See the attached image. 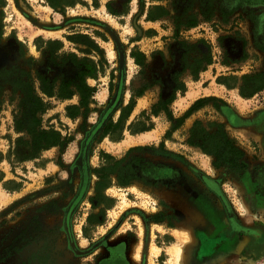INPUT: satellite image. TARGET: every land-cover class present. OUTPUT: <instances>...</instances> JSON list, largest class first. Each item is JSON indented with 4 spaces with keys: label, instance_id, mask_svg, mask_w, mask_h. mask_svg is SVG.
<instances>
[{
    "label": "rangeland",
    "instance_id": "1",
    "mask_svg": "<svg viewBox=\"0 0 264 264\" xmlns=\"http://www.w3.org/2000/svg\"><path fill=\"white\" fill-rule=\"evenodd\" d=\"M133 48L144 54L142 64L130 56ZM68 52L77 60H94L100 70L97 78H86L95 87L87 106L70 118L65 107L78 104V94L65 100L44 97L50 107L37 116L42 127L61 133V144L34 159L7 157L26 148L17 146L18 136L29 138L15 129L14 119L28 115L25 84L36 88L39 74L73 78L84 63L62 55ZM257 74L255 84L263 88L241 96V87L249 91L242 76ZM199 98L204 104L179 123ZM130 99L134 104L121 138H100ZM263 118L264 0H75L58 7L47 0H0V249L24 215L56 211L78 189L76 160L97 125L87 146V191L72 219L78 246L91 250L79 264H93L94 244L104 236L109 242L127 237L135 264H264V140L259 143L252 133ZM135 119L150 128L131 133L126 126ZM197 120L209 132L216 130L212 123L222 124L243 151L244 170L215 166L213 155L188 143ZM259 129L264 135V124ZM101 152L112 156L115 172L98 194L97 169L108 163ZM121 174L129 176L126 184L120 183ZM210 178L219 181L209 184L220 196L206 186L204 179ZM54 213L45 221L57 222ZM205 238L212 240L204 252Z\"/></svg>",
    "mask_w": 264,
    "mask_h": 264
},
{
    "label": "trees",
    "instance_id": "2",
    "mask_svg": "<svg viewBox=\"0 0 264 264\" xmlns=\"http://www.w3.org/2000/svg\"><path fill=\"white\" fill-rule=\"evenodd\" d=\"M47 2L53 6L58 7L63 4L71 5L75 2V0H47ZM112 11V10H111ZM163 13L160 14H148L147 19L148 20H155L162 16ZM196 22H192L189 25H195ZM49 43H55L60 44L61 42L57 40L48 41ZM58 46L55 48H52L50 50V54L53 55L57 50H59ZM62 55L69 56L72 58L73 62L76 64H80V62H83L84 65L81 68L80 66H77L76 75L73 78H50L48 76H42L41 74L38 75V86L34 88L30 83H26L25 86L27 87V90L25 91V96L23 97V101L27 102L28 104V115L27 119L28 122L25 124L24 117L25 115H22V118H17V116H14L15 119V129L17 131L24 130L28 135L29 138H26L25 135L18 136L16 138L17 146L22 145V149H15L13 152H9L7 154V157L10 155H15L18 161H23L27 159H34L37 158L40 155V152L42 150L48 149L50 147H53L55 145L61 144V133L56 130L53 127H42L40 118H38V114L40 112L45 111L47 108L50 107V102L45 101L44 97L47 98H57L59 100H65L70 99L73 97V95L78 94L80 97L78 104H68L65 107L66 115L70 118L76 117L78 114H80V109L82 107H86L89 101V98L93 95L95 91L94 86H90L86 82L87 77L91 78H97L98 73L100 70L97 68V64L94 60L83 56L79 60H77V56L74 53L68 52V53H62ZM130 56L134 59L135 63L142 64L144 54L140 51H138L136 48H133L130 52ZM206 63H211V56L208 55V57L205 59ZM62 70H65L63 67V64H61ZM74 66L70 68V71ZM65 73V72H63ZM193 75L196 78L197 77V69L193 71ZM257 75H243L242 78L245 80L247 84V88L249 91L244 90V87L240 89V94L243 97H250L258 90H261L263 88L262 84H255L258 80ZM233 78V76H231ZM236 78V77H234ZM226 80L225 77L218 78V81L221 83H224ZM235 85V83H234ZM229 87H233L229 86ZM181 90H184L183 86L179 87ZM140 94V93H138ZM174 98V95L171 96L167 103L170 102ZM206 101L205 98H199L197 99L190 108L184 113V115L179 119V123L182 122V120L190 115L193 110L199 108L204 104ZM116 103V98L112 100L107 106V108L104 110L106 113L103 115V120L107 113L110 112V110L114 107ZM134 104V100L130 99L129 104L122 107L120 115L117 119V121H113L111 118L109 121L105 124L102 134L100 138L104 136H108L111 140H119L121 138L122 130L124 129V124L127 118L130 115V112L132 110V106ZM163 108L167 110L165 102L163 103ZM161 108H157L153 110L154 113H157ZM102 120V121H103ZM211 125L216 126V130L214 132H209L206 130L204 126H202L200 121H195L193 126L190 129V136L188 138V143L191 145H195L201 148V150L207 154H211L214 156L213 164L215 166H220L223 163H227L229 166L242 171L245 169V164L242 162L241 158L243 156V151L235 145L234 141L228 137L225 130L222 128L221 123H212ZM94 127L97 128V125ZM93 127V128H94ZM94 128V130L96 129ZM127 130H129L131 133L136 132H142L144 130H148L150 126L145 125V122L140 119L132 120L127 126ZM93 130V132H94ZM101 156L108 160V163L97 169V173L99 174V178L95 183V190L98 194H101L102 190L108 186L109 182V174L114 173L115 169L112 165H110L109 161L112 159V156L101 152ZM4 156L0 152V160H2ZM3 173L0 171V181L3 179ZM129 176H124L121 174L119 176V181L121 184H126L128 182ZM91 217H89L90 220Z\"/></svg>",
    "mask_w": 264,
    "mask_h": 264
},
{
    "label": "flooded vegetation",
    "instance_id": "3",
    "mask_svg": "<svg viewBox=\"0 0 264 264\" xmlns=\"http://www.w3.org/2000/svg\"><path fill=\"white\" fill-rule=\"evenodd\" d=\"M118 96L119 92L115 98H118ZM93 133V131L88 132L81 153L78 154L76 160V164L79 167L78 174L81 179L78 189L74 191L65 204L59 205L56 211L47 209L46 214L45 209L41 212L35 210L31 212V215H24L21 218L22 220L19 219L20 221L7 232V236L3 240L2 249H0V264L9 262L10 264H79V258L90 254L87 252H91V250H82L78 246L72 229V219L81 201L80 198H83L84 193L87 191V187L84 184L87 180L89 181L87 146L92 139ZM209 181L215 183L219 181L213 178L208 181L204 179L209 190L220 196L219 191L212 188ZM220 198L223 201L222 197ZM225 210L228 215L229 211L226 207ZM52 212L57 213L59 216V220L54 222V224L45 221L47 216L52 217ZM232 224V221H230L231 227ZM234 230L235 232H240L238 228ZM60 236L64 239L62 243L59 242ZM108 239L109 237L104 236V238L97 240L94 244L92 252L96 256L93 264H135L130 257L127 237L119 238L113 242H109ZM211 240V238L203 240L202 249L204 252L211 247ZM98 249L99 251H97Z\"/></svg>",
    "mask_w": 264,
    "mask_h": 264
},
{
    "label": "crops",
    "instance_id": "4",
    "mask_svg": "<svg viewBox=\"0 0 264 264\" xmlns=\"http://www.w3.org/2000/svg\"><path fill=\"white\" fill-rule=\"evenodd\" d=\"M261 124H264V118L263 119H260L258 121L255 122V132H252L253 135L255 134V140H258L259 139V143H261V141L264 140V135L261 134V131H260V126ZM264 133V132H263ZM259 135V136H258Z\"/></svg>",
    "mask_w": 264,
    "mask_h": 264
},
{
    "label": "water",
    "instance_id": "5",
    "mask_svg": "<svg viewBox=\"0 0 264 264\" xmlns=\"http://www.w3.org/2000/svg\"><path fill=\"white\" fill-rule=\"evenodd\" d=\"M114 39H115V41L117 42V44L119 45V42H118L117 38L115 37ZM120 56H123V51H122V49H120ZM121 58H122V57H121ZM122 62H123V60L120 59V65H121V67H122Z\"/></svg>",
    "mask_w": 264,
    "mask_h": 264
}]
</instances>
